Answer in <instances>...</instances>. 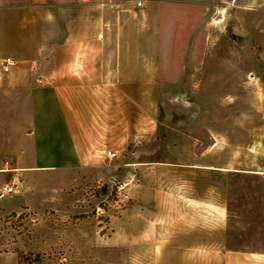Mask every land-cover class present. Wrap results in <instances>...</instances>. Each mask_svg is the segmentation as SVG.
I'll list each match as a JSON object with an SVG mask.
<instances>
[{"label":"rangeland","instance_id":"obj_1","mask_svg":"<svg viewBox=\"0 0 264 264\" xmlns=\"http://www.w3.org/2000/svg\"><path fill=\"white\" fill-rule=\"evenodd\" d=\"M162 6L158 52L171 23L177 59H162L129 141L113 160L91 145L97 163L83 170L21 173L28 206L0 214V264H157L163 246L264 253V0ZM25 99L0 102L9 166L39 152Z\"/></svg>","mask_w":264,"mask_h":264},{"label":"crops","instance_id":"obj_2","mask_svg":"<svg viewBox=\"0 0 264 264\" xmlns=\"http://www.w3.org/2000/svg\"><path fill=\"white\" fill-rule=\"evenodd\" d=\"M138 1L141 7L125 0H0V102L5 107L26 96L31 116L26 134L39 149L34 165L9 166L0 145V191L12 187L15 206L3 205L0 214L27 208L26 189L18 194L21 173L83 170L97 163L91 145L106 160V150L118 155L129 141V125L138 121L134 116L159 90L154 77L162 74V59H177L168 50L171 23L165 58L158 52L165 36L157 19L170 0ZM6 58L15 66L3 73ZM158 251L157 264H264V253L257 252L202 246Z\"/></svg>","mask_w":264,"mask_h":264},{"label":"built area","instance_id":"obj_3","mask_svg":"<svg viewBox=\"0 0 264 264\" xmlns=\"http://www.w3.org/2000/svg\"><path fill=\"white\" fill-rule=\"evenodd\" d=\"M141 5H142V3L139 1L136 3V7H141ZM98 38L100 39L101 35H98ZM14 66H15V62H14V60H12L10 58H6V59L1 61V71L3 73H7L10 70V68H12ZM104 156L107 160H113V159L117 158V154L110 151V150H106L104 152ZM12 191H13L12 187H4L0 191V197H4L6 195H9L12 193Z\"/></svg>","mask_w":264,"mask_h":264},{"label":"trees","instance_id":"obj_4","mask_svg":"<svg viewBox=\"0 0 264 264\" xmlns=\"http://www.w3.org/2000/svg\"><path fill=\"white\" fill-rule=\"evenodd\" d=\"M101 193L102 194H105L106 193V187H102L101 189ZM8 217H17V219L21 218L22 215L21 214H15V213H12V214H9Z\"/></svg>","mask_w":264,"mask_h":264}]
</instances>
